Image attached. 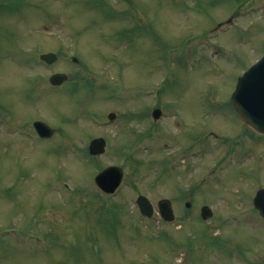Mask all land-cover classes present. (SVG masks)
<instances>
[{
    "label": "rangeland",
    "instance_id": "obj_1",
    "mask_svg": "<svg viewBox=\"0 0 264 264\" xmlns=\"http://www.w3.org/2000/svg\"><path fill=\"white\" fill-rule=\"evenodd\" d=\"M0 6V264H264V139L227 105L264 52V0ZM55 73L68 81L51 87ZM35 120L54 135L38 139ZM95 137L106 149L89 157ZM111 165L123 181L103 196L94 178Z\"/></svg>",
    "mask_w": 264,
    "mask_h": 264
},
{
    "label": "water",
    "instance_id": "obj_2",
    "mask_svg": "<svg viewBox=\"0 0 264 264\" xmlns=\"http://www.w3.org/2000/svg\"><path fill=\"white\" fill-rule=\"evenodd\" d=\"M41 59L47 63H52L56 56L45 54ZM75 60V59H73ZM67 77L65 75H54L50 78L52 85L63 83ZM230 106L236 115L253 130L264 133V55L261 59L252 65L242 76L237 79V83L229 100ZM161 112L155 109L152 117L157 119ZM109 119H114L113 113L109 114ZM37 133L42 138H48L53 134V130L42 122L33 123ZM105 140L103 138H94L88 145V152L92 156L103 154L105 151ZM122 179L120 168L111 166L98 173L95 178V184L105 193L115 192ZM136 203L142 215L150 217L153 209L149 201L144 196H138ZM189 206V203L186 204ZM253 206L259 210L264 218V188L259 189L254 198ZM159 213L165 221H172L174 216L168 200H162L158 203ZM201 218L206 220L212 216L209 207L203 206L200 210Z\"/></svg>",
    "mask_w": 264,
    "mask_h": 264
}]
</instances>
